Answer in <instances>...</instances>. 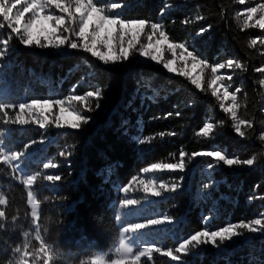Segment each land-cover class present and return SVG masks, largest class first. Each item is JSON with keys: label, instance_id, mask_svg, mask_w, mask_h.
<instances>
[{"label": "trees", "instance_id": "16d2710c", "mask_svg": "<svg viewBox=\"0 0 264 264\" xmlns=\"http://www.w3.org/2000/svg\"><path fill=\"white\" fill-rule=\"evenodd\" d=\"M123 3L127 6L115 10L122 13L121 18L161 24L170 42L185 43L209 65L230 59L240 62L243 67L233 71L232 79L234 87L241 89L237 115L251 121L252 127L245 126V135L237 136L211 89L203 90L206 83L198 89L185 76L168 75L158 65L141 64L137 52L118 65H104L81 49L56 52L25 47L0 17V24H4L0 28V102L17 105L6 114L0 112V143L8 153L26 152L18 160L22 169L30 175L40 173L30 190L39 208L35 228L27 190L17 182L15 172L0 162V196L6 201L0 206V212H5L0 218V264H17L26 242L31 254L25 258L28 264H95V254L112 261L120 237L116 190L152 163L179 162L181 151L186 153L184 162L192 153L212 148L234 158L256 159L250 169L215 174V179L223 182L205 201L198 199L197 187L209 158L193 159L192 173L183 188L152 197L151 202H144L151 196L139 187L127 192V197L140 203L126 206L119 216L121 222L147 220L149 212L170 218L159 228L133 232L137 242L149 238L163 250L175 248L182 239L204 228V216L211 214L213 201L223 196L227 198L218 203L212 230L228 222L247 221L264 210V141L259 138L264 131V71H257L264 69V50L259 42L264 29L241 27V0ZM108 4L109 0H98V6ZM51 11L61 14L54 7ZM253 39L257 43L249 47ZM203 78L211 79L209 72ZM96 88L103 95L92 101L91 110L75 105L77 111L90 117L80 129L57 128L52 120L44 127L30 122L5 123L16 119L19 103L36 98L65 99ZM204 123L214 126L206 138L197 135ZM147 137L152 139L140 145L139 140ZM25 144L30 145L27 150ZM45 163L55 167L44 169ZM53 174L61 180L43 179ZM222 247L215 251L200 245L188 254H178L180 261L162 251L154 252L151 259L142 257L141 264H264V238Z\"/></svg>", "mask_w": 264, "mask_h": 264}, {"label": "snow or ice", "instance_id": "6c2138e0", "mask_svg": "<svg viewBox=\"0 0 264 264\" xmlns=\"http://www.w3.org/2000/svg\"><path fill=\"white\" fill-rule=\"evenodd\" d=\"M244 0H241L243 3ZM123 0H109L107 7L98 6V0H0V17L6 22L7 28L11 29L18 39L20 44L25 47L36 46L38 48H53L61 49L66 46L68 49H81L84 52L90 53L92 57L97 58L104 65L115 64L129 60L130 56L134 52H138L141 57L150 58L156 63H162L163 67L169 73H178L180 76H188L191 79V84L196 88L201 89L206 83L207 87L203 90L211 89V95L220 101V108L230 115L232 120V126L235 132L244 136L245 132L243 127H252L251 121L241 119L237 115V109L239 104L237 103V93L241 91L240 88H236L235 91L230 92L229 87L221 83L224 79L222 76L217 75L219 69H241L243 65L234 60H228L226 63H220L215 65H209L205 59H201L194 52L189 51L185 43H170L169 37L162 25L159 23H150L145 19H123L122 13L115 11L126 7ZM54 7L61 14L55 15L48 9ZM29 15H25V14ZM239 18V17H238ZM188 21H185L187 23ZM110 26V27H109ZM4 24H0V28H3ZM243 29L250 27H258L264 29V3H259L256 7H248L244 13V19L241 23ZM146 29H150V32H146ZM206 29H201L205 31ZM158 34V36H157ZM146 35L147 44L141 43V36ZM74 37V38H73ZM130 37V38H129ZM157 37L155 43L153 38ZM126 41V46H125ZM166 44V49L161 44ZM7 40L4 41L6 45ZM257 43L256 39L251 40L249 47H252ZM261 44H264V39L260 40ZM138 46V47H137ZM177 50H179V56H177ZM168 51L172 54V59L164 60L163 53ZM156 53H160L157 55ZM3 53H0L2 56ZM185 56L190 57L194 62V66L200 68V74L191 76V73L181 70L179 67H174V63L177 59L183 61ZM211 69L212 78L207 81L204 80L202 73L205 69ZM257 71H264V69H257ZM231 79V76L228 77ZM264 83V81H261ZM102 91L100 88H96L94 91H88L85 95H72L69 101L61 99H32L30 103H19V111L16 113V119L6 120L5 123H14L24 125L29 123V120L23 118V114L27 112L32 114L37 112L38 108H46L51 114L53 108H58L60 112H65L68 107L72 109L74 113L72 120L62 121L61 117L57 115L55 117L56 127H68L70 129H80L82 125H86L90 121V117L81 114L77 111L74 103L78 102L86 109L91 110V103L93 100L99 101L102 99ZM224 101H230L227 105ZM99 107V104L96 105ZM17 105L0 102V112H5L7 109H14ZM179 115V113H177ZM39 116H43V113H39ZM35 123L40 124L41 127L45 126V123H51L47 116H43V119L35 118ZM212 123H204L203 127L197 133V135L209 136L213 131ZM161 136L164 134L161 133ZM260 140L264 141V133L260 135ZM152 138L147 137L139 140L140 145L148 143ZM30 145L25 144L24 148L27 150ZM26 152L22 153L14 151L6 153L3 146L0 145V161L4 164L12 166L13 161H18L20 157L24 156ZM63 155V153H61ZM197 155H207L214 157L216 162H223L226 166L234 165H248L251 166L255 162V157L247 159L228 158L221 151L213 150L207 153H192V157ZM186 153L181 151L179 153V162L177 163H152L149 167H144L141 171L144 174L154 173L156 170H179L184 171L186 164L184 162ZM44 169L55 167L54 164L45 163ZM209 167H212L210 165ZM15 171V169H14ZM40 173L36 175H27L23 179V184L27 186L33 185L37 180ZM43 179L46 181H59L61 177L59 175H44ZM138 177L133 175L128 182L130 186L133 182L137 181ZM183 180V177L180 178ZM139 185L143 186L142 190L146 193H151L152 197H160L162 192L175 191L180 187L179 183H157L155 179L144 178L139 179ZM124 186L118 191L124 193L129 192L130 187ZM208 188L209 185H204ZM6 203L3 198H0V205ZM140 202L134 199H120L119 206L121 210L126 206H135ZM36 208L33 206V213ZM0 216H5V212L0 213ZM208 218H205L207 221ZM170 218L165 216L161 218H147L145 223H136L132 225V232L137 230H143L149 226H159L162 223L169 221ZM246 230L248 233L264 232V220L252 219L250 221H240L238 223L229 222L226 226L217 230H210L204 228L200 231H196L194 234H190L187 238L178 242V246L175 248H168L163 252V255L171 257L173 261H180L181 255L188 254L191 249H196L200 245L211 244L218 248L220 245H224L226 242L232 241L235 237L243 234ZM120 247L117 249L119 257L125 260V264H141V258L147 257L151 259L153 253H161V247H154L148 245L140 249L136 254H133V247L130 242L125 239V232L120 233ZM29 245L26 242L24 244V252H21L20 258L17 264H27L26 257L31 255L27 249ZM16 252H20L17 248ZM94 258L101 262V264H107L103 255L95 254ZM51 260V256H49ZM84 264H88L87 261ZM186 264V262H185Z\"/></svg>", "mask_w": 264, "mask_h": 264}, {"label": "rangeland", "instance_id": "374dc122", "mask_svg": "<svg viewBox=\"0 0 264 264\" xmlns=\"http://www.w3.org/2000/svg\"><path fill=\"white\" fill-rule=\"evenodd\" d=\"M173 1L174 2H183L185 0H173ZM259 3H264V0H244V2L242 3L244 5V7L239 12L241 21H243V19H244V13L246 12V9L248 7H256V5L259 4ZM102 7H104V6H102ZM168 9H169V7L167 6V10ZM48 11L52 12L51 11V8L48 9ZM25 15H29V14L26 13ZM55 15H57V14H55ZM253 28H257V29L261 30L258 27H253ZM150 31H151L150 29H146V32H150ZM157 36H158V34H157ZM156 38L157 37H154L153 38V43H155ZM261 39H264V37H262ZM260 40H259V42H260ZM141 43H144V44H147L148 43L146 35H142L141 36ZM170 43H172V42H170ZM161 44L166 49L167 45L166 44H163V42H161ZM261 45L263 46V50H264V44H261ZM125 46H126V41H125ZM50 49H53V48H50ZM61 49L72 50V49H68L66 46L62 47ZM61 49H59V50L53 49V50L56 51V52H60ZM188 50L191 51L189 48H188ZM156 54L157 55H160V53H156ZM177 56H179V50H177ZM162 58L164 60L172 59V54L170 52H168V51H164ZM137 60L141 64H154V65H158L168 75H179L178 73H169L163 67V64L162 63H156L155 61H152L150 58L141 57L138 52H137ZM119 63L120 62L115 63V64H109V65H118ZM216 64H220V63H216ZM173 66L174 67H179L181 70H184L186 72L191 73V76H193V77L196 76V75H198V74H200V68L194 66V62L192 61V59L190 57H187V56H185V59L183 61L177 59V61L174 63ZM234 70L235 69L224 68V69H219L218 70V73H217V75H220V76H222L224 78L221 81V83L223 85H225V86H228L230 92L235 91V89H236L234 87V83L232 81V79L235 77V74L233 73ZM207 72H209V74H210V76L212 78L211 69L210 68L205 69V71L202 73V76L204 77L205 73H207ZM229 76H231V79H228ZM185 77H187L190 80V82H191V79L188 76H185ZM263 88H264V83H263ZM71 96L72 95H70L69 97H67L65 99H61V100H65L66 102H68L69 101V98ZM30 102L31 101H26V102H22V103H30ZM72 103H74L76 105L78 102H72ZM219 103H220V101H219ZM224 103L227 105L228 103H230V101H224ZM65 107L67 108V110L65 112H60L58 108H53L51 110V114L49 113V110H47L46 108H38V111L37 112H33L32 114H28L27 112H25V114H23V118L29 120L30 123H33L34 125L39 126V127H41L40 124L35 123L33 121H34L35 118H39V119L42 120L43 119V116H47L48 117V120L49 121L52 120L54 123H55V117L57 115H59L61 117V120L62 121L72 120L73 119V116H74V113H72V109L70 107H68V104L67 103H66ZM263 112H264V110H263ZM39 113H43V116H39ZM229 117H230V115H229ZM230 119H231V117H230ZM231 122H232V120H231ZM55 126H56V124H55ZM62 128H68V127L65 126V127H62ZM213 131H214V129H213ZM234 133L237 136H240V135H238L235 132V130H234ZM263 133H264V131H263ZM203 137H205V136H203ZM207 137H209V136H207ZM0 145H2V144L0 143ZM213 150L221 151L222 154H225L228 158H234V157L229 156V154H227L224 150H220L218 148H212V149H210L208 151L199 152V153H207V152L213 151ZM5 152L8 153L6 150H5ZM200 158H209V161L206 162L205 166L203 167V169L200 172V182L198 183V187H197V197L201 201H205V200L210 199L212 192L215 191V190H217L219 184H221L223 182V181H218L217 179H215V177H214L215 174L219 173L220 171H224V170L225 171H228L230 173H233V172H235L237 170H240V169H250V168H252L254 166V164L251 165V166H248V165L226 166V165L223 164V162L217 163L214 157H209L207 155H197V156L189 159L187 162H185L186 168L182 172L179 171V170H175V171H173V170H156L154 173H149V174H144L142 172L139 175H137V177H138V180L137 181L133 182L130 186L129 185H127V186L130 187V190H132L135 187H139L142 190L143 186L139 185V179H144L147 176V178L155 179L157 181V183H168V184L179 183L180 184V187H178L176 190L181 189L184 186V183H185L186 178L188 176H190L191 173H192L191 165L193 163V159H200ZM0 162L3 163L2 161H0ZM210 165H212V167H209ZM6 166H8L9 168H11L13 171L15 169L14 172L16 174V180H17V182L21 183L25 187V189L27 190V192H28V206H29L30 211H31V218L34 221V227L36 228L37 227V219H38V205H37V203L35 201V198L32 196V194L30 192V190L33 187V185L26 187L23 184V179L26 178V176L27 175H30V174L26 173L22 169L19 161H13L12 162V166H9V165H6ZM174 174H178V176H175ZM181 177H183V180L182 181L180 180ZM206 184L209 185L208 188H205L204 187V185H206ZM170 192H172V191L162 192L161 196H163V195H165L167 193H170ZM147 194H149L151 196V193L150 192L147 193ZM116 196H117L116 205H117V210H118V212H117V215H118V217H117V225H118V228H119L120 233L121 232H125V239L127 241H129L130 244H131V246L133 247V254H136V252H138L140 249H142L143 247L148 246V245H152L154 247H161L162 252L167 251V250H163L161 244L155 242L153 239L145 238L141 243L140 242H137V240L134 239V237H133L134 234L132 232L133 230H132V227L131 226L134 225V224H136V223H138V222L139 223H145L146 220H141L140 219V220H137V221H135L133 223H129V224L124 223V222H121L119 216H120L122 210H121V208L119 206V200L120 199H124V198H128V199H131V198L127 197L126 193H124L122 191H118V189L116 190ZM0 198H2V197L0 196ZM156 198H158V197H156ZM226 198L227 197L223 196V197H221V198L216 199V200L213 201L212 205L209 208V210H210V212H211L212 215L211 214H207L203 218L204 228H207V229L212 230L210 228V224H211L212 219L215 216L214 214H215V212H216V210L218 208V203L220 202L221 199H226ZM151 201H152V196H151V198H145V200H144V202H146V203L151 202ZM0 206H3V205H0ZM33 206H35V208H36L35 213H33ZM163 217H165V215L159 214V213H156L155 214L153 212H149V214H148V218H161L162 219ZM205 218H208L207 221H205ZM252 219H262V220H264V210L263 211H260V212H257L254 215L253 218H251V219H249L247 221H250ZM247 221H245V222H247ZM167 223H168V221L162 223L159 226H149V227L159 228V227H161L163 225H166ZM228 223H226V225ZM120 238L121 237H119L118 243H117V245L115 246V248H114V250L112 252L113 260L112 261H108L107 260V257H105V260L107 261V264H123V263H125V260L122 259V258H120L119 257V254L117 252V249L120 247ZM255 238H261V239L264 238V232L248 233L246 230H244L242 235L235 237L232 241L226 242L224 245H220L218 248L214 247L211 244L204 245V246H208V247L214 249L215 251H218V250H221L223 248L222 246H225V245H239L241 243L251 242ZM19 258H20V256H19ZM93 261H94L95 264H101V262H98L95 258H94Z\"/></svg>", "mask_w": 264, "mask_h": 264}, {"label": "crops", "instance_id": "0c3cea01", "mask_svg": "<svg viewBox=\"0 0 264 264\" xmlns=\"http://www.w3.org/2000/svg\"><path fill=\"white\" fill-rule=\"evenodd\" d=\"M1 217H2V216H1ZM1 217H0V218H1Z\"/></svg>", "mask_w": 264, "mask_h": 264}, {"label": "water", "instance_id": "95a60500", "mask_svg": "<svg viewBox=\"0 0 264 264\" xmlns=\"http://www.w3.org/2000/svg\"><path fill=\"white\" fill-rule=\"evenodd\" d=\"M39 209V208H38Z\"/></svg>", "mask_w": 264, "mask_h": 264}]
</instances>
